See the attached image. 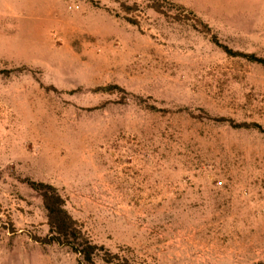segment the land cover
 I'll use <instances>...</instances> for the list:
<instances>
[{"label": "rangeland", "instance_id": "1", "mask_svg": "<svg viewBox=\"0 0 264 264\" xmlns=\"http://www.w3.org/2000/svg\"><path fill=\"white\" fill-rule=\"evenodd\" d=\"M213 37L264 59V0H0V264H264V61Z\"/></svg>", "mask_w": 264, "mask_h": 264}, {"label": "trees", "instance_id": "2", "mask_svg": "<svg viewBox=\"0 0 264 264\" xmlns=\"http://www.w3.org/2000/svg\"><path fill=\"white\" fill-rule=\"evenodd\" d=\"M172 5L175 7L177 12L183 13V15H187L186 13H189L183 6H176L174 4ZM149 6L154 11L161 12L160 8H158L154 3L149 4ZM205 27L207 26L205 25ZM213 43L219 45L222 50L229 55H239L252 61H264L263 58H256L253 54L234 52L226 46L219 44L215 37H213ZM29 185L35 190H40L41 200L46 210L50 228L54 229L57 235H61L66 239L71 234L70 230L72 229V220L62 208V200L60 196L56 194L50 186L42 182H29ZM71 247L75 252L81 254L84 260L89 261L91 259V253L94 250V244H90L88 241L82 243L77 242L75 245L72 244Z\"/></svg>", "mask_w": 264, "mask_h": 264}]
</instances>
